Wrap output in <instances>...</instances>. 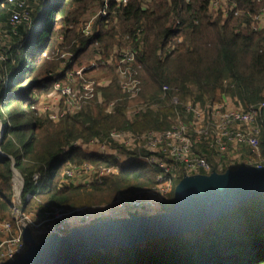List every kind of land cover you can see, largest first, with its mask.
I'll list each match as a JSON object with an SVG mask.
<instances>
[{"label":"trees","instance_id":"1","mask_svg":"<svg viewBox=\"0 0 264 264\" xmlns=\"http://www.w3.org/2000/svg\"><path fill=\"white\" fill-rule=\"evenodd\" d=\"M98 1L61 0L53 10L45 41L48 9L40 13L44 1L33 6L31 23H20L16 31H9L10 43L3 47L0 61V214L4 218H11L13 211L11 157L24 179V210L34 204L44 210L105 203L119 192L152 186L158 168L136 159L101 183L61 186V171L68 162L115 163L111 157L73 146V140L102 136L113 128L167 129L188 100L205 104L231 98L243 106L264 100V26L252 27V17L245 12L255 14L264 0H236L242 13L214 19L207 13L209 0H153L146 6L142 0H130L107 22L98 21L97 31L85 35L78 24ZM11 7L0 0V28L6 27ZM173 16L181 21L175 28L171 26ZM138 29L143 40L138 98H123L113 112H107L106 103L123 96L113 79L103 88L102 103L89 104L57 121L39 114L34 98L51 89L49 73L57 72L61 64L57 50L74 51L66 68H80L98 50L108 54L118 33L134 34ZM141 101H151L154 106L129 115V105ZM260 154L264 165V129ZM35 171L44 174L38 192L31 180ZM175 185L161 211L173 207ZM79 264H264V193L194 231L141 242L133 248L100 249Z\"/></svg>","mask_w":264,"mask_h":264},{"label":"built area","instance_id":"2","mask_svg":"<svg viewBox=\"0 0 264 264\" xmlns=\"http://www.w3.org/2000/svg\"><path fill=\"white\" fill-rule=\"evenodd\" d=\"M4 1L12 4L6 24L8 33L10 30L16 31L20 23H31L33 2L36 0ZM129 1L99 0L80 20L78 30L85 35L92 34L99 28L98 21L107 22L110 15H114L119 7ZM150 1L153 0H142V4L146 6ZM242 12L236 0H209L207 6V13L212 19ZM245 12L252 17V27L264 26V6L253 15L248 10ZM113 23L120 30L117 21ZM180 24V19L173 16L171 26L175 28ZM140 32L141 29L134 34L118 33L108 54L104 55L98 50L89 64L80 68H66L72 62L74 51L58 50L60 67L57 72H50L48 77L52 79V93L59 97L55 95L56 109L47 113L48 118L57 121L66 114L77 113L89 104L102 103L103 88L113 79L123 96L108 101L107 112H113L123 98H138L141 91V64L138 57L143 43ZM3 58V54H0V61ZM110 71L111 75L108 74ZM153 106L151 101H141L129 105L128 112L132 116ZM263 129L264 100L247 106L234 102L229 105L225 100L205 104L188 100L184 103L183 110L177 111L167 129L133 131L113 128L102 136L73 140V146H81L90 154L111 157L115 163L96 166L88 162H68L61 171L59 184L89 187L94 183H101L104 177L117 173L133 160L140 159L158 168L156 183L135 191L119 192L113 203H116L117 209L126 211V216L123 217L145 214L146 209L153 207L156 211L158 206L161 210V205L166 200L164 198L171 191L165 192L163 184L172 188L175 178H182L183 175L209 174L212 170L232 168L234 164H238L234 155L237 146H248L251 153L257 156H251L248 162L240 163L241 165H263L260 154ZM63 150L67 151L68 146ZM210 154L214 161L209 159ZM31 180L37 185L38 192L43 185L44 174L35 171ZM12 186L11 218H4L0 214V264L15 260L27 250L28 245L23 237L26 229H30L36 242H39L48 235L66 234L72 227V218L77 219L80 225H86L105 217L104 214H98L102 215L98 217L96 211L108 203L96 208L82 205L71 209L51 206L44 210H24L21 197L24 179L19 171H13Z\"/></svg>","mask_w":264,"mask_h":264},{"label":"water","instance_id":"3","mask_svg":"<svg viewBox=\"0 0 264 264\" xmlns=\"http://www.w3.org/2000/svg\"><path fill=\"white\" fill-rule=\"evenodd\" d=\"M11 160L13 171L18 172ZM263 193L264 165L183 175L174 187L173 207L168 211L101 217L72 226L64 235L45 236L39 242L26 229L23 237L27 250L2 264H79L100 249L116 245L133 248L141 242L194 231Z\"/></svg>","mask_w":264,"mask_h":264},{"label":"rangeland","instance_id":"4","mask_svg":"<svg viewBox=\"0 0 264 264\" xmlns=\"http://www.w3.org/2000/svg\"><path fill=\"white\" fill-rule=\"evenodd\" d=\"M39 1H44L43 6L41 7V11L40 13L44 12L45 9H48L47 15H46V19L44 20L45 22V29H44V33H43V39L44 41L47 38L48 32H49V28L53 22V10L56 7L57 4H59L61 2V0H36L35 2H33V6H35ZM9 33L6 30V27H1L0 28V54H3V47L7 46L10 43V37H9ZM58 53V50L56 52V54ZM56 94H53L51 89L48 90V92H42L40 94H36L35 98H34V107L36 108V110L39 112L40 115L42 116H46L47 113H49L52 110L56 109V101L57 98L55 97ZM57 97H59L58 95H56ZM127 108V112H128ZM129 114V112H128ZM210 160L214 161V157L213 155H209ZM235 161H237L238 163V159H236ZM180 181V178H175V183L177 184ZM35 185V188H37V185ZM162 187L164 188V191H170L173 189L170 188L167 184H163ZM118 193L114 196V198L108 202L107 206L104 207H99L101 206L103 203H98L95 205H92L93 207H99L98 210L96 211V215L98 217L102 216V215H98V214H107L108 218H119V216L123 217L126 216V211L125 210H119L117 209L116 203H113V201L116 199ZM171 198V191L170 193L164 198L166 200H169ZM163 199V198H162ZM165 200V201H166ZM83 205H88V204H83ZM29 209H37V206L34 204L31 206V208ZM28 209V210H29ZM147 213L146 214H154L157 213L158 211H160L159 206L158 209L155 211V208H149L146 209ZM111 216H115V217H111ZM81 223H79L77 225H80ZM72 225V224H71ZM74 226V225H73Z\"/></svg>","mask_w":264,"mask_h":264},{"label":"crops","instance_id":"5","mask_svg":"<svg viewBox=\"0 0 264 264\" xmlns=\"http://www.w3.org/2000/svg\"><path fill=\"white\" fill-rule=\"evenodd\" d=\"M225 101L230 105L233 104V101L231 100V98H226ZM234 155L235 157H237L238 159V164H244L246 162L249 161V159L251 158V150L249 149L248 146H237V148L234 150ZM105 217H108L107 214H104ZM120 215V214H119ZM118 217H121L119 216ZM111 217H115V216H111ZM78 224V220L75 218H72V226H76Z\"/></svg>","mask_w":264,"mask_h":264}]
</instances>
